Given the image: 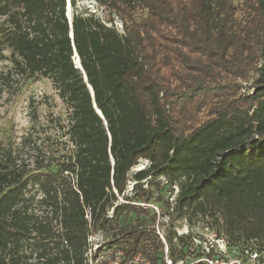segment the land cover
<instances>
[{
  "label": "trees",
  "instance_id": "obj_1",
  "mask_svg": "<svg viewBox=\"0 0 264 264\" xmlns=\"http://www.w3.org/2000/svg\"><path fill=\"white\" fill-rule=\"evenodd\" d=\"M95 1L111 26L76 0L70 19L66 0H0V60L9 51L11 63L0 97L12 74L44 78L67 112L54 138L33 127L15 148L0 143V264H192L196 224L263 250L264 0ZM252 72L262 78L242 95ZM160 177L173 201L154 196Z\"/></svg>",
  "mask_w": 264,
  "mask_h": 264
},
{
  "label": "rangeland",
  "instance_id": "obj_2",
  "mask_svg": "<svg viewBox=\"0 0 264 264\" xmlns=\"http://www.w3.org/2000/svg\"><path fill=\"white\" fill-rule=\"evenodd\" d=\"M79 1L80 0H76L75 2L77 11H79L80 8L83 9V7H85V5H81ZM72 11V7L70 6L69 18L72 16ZM67 13L68 9L66 2V15ZM2 20L3 18H0V23ZM116 22L121 24L117 17ZM117 28L119 31L121 30L120 27ZM4 54L7 59L0 60V77L6 72H9L11 68V63L8 59L10 55L9 51H5ZM74 62L76 63L75 59ZM260 75L261 74L258 72H252L247 79L238 81L242 88V95H249L254 92L255 87L258 85L257 82L262 78ZM5 86V90L0 97V143L12 144L15 148L20 145L22 138L26 136L33 127L40 136L46 137V135H49L54 138L56 136V127L55 123H52V120L59 118L62 124H66L67 112L65 105L58 97L50 80L44 78H31L24 80L20 76L12 74L11 81ZM33 114L37 115L36 122H33ZM146 166L147 162L145 160H140L139 164L128 174L126 189V194L128 196L133 195L132 186L134 181L132 175ZM157 180L161 182V185L158 191H154V196H160L163 200H173L176 193L174 189L175 186L170 188L168 185H165V179L163 177H160ZM145 187L146 184L144 185V188ZM148 206L154 212V207L158 209L159 213L165 210L161 200H151ZM172 219L174 229H181L183 225H185L184 220L171 217V220ZM159 220L162 221L163 219L159 218ZM167 223H170L168 218ZM166 225L167 224L165 223V227H162L161 225H156V227L160 230L163 229L166 231L168 229ZM193 230H195V232L199 231L203 235L206 233L202 224H196ZM103 239L105 240V238ZM102 261V256H99L96 258V261H93L92 263L96 264L97 262L100 263Z\"/></svg>",
  "mask_w": 264,
  "mask_h": 264
},
{
  "label": "built area",
  "instance_id": "obj_3",
  "mask_svg": "<svg viewBox=\"0 0 264 264\" xmlns=\"http://www.w3.org/2000/svg\"><path fill=\"white\" fill-rule=\"evenodd\" d=\"M68 4H70V0H66ZM79 3L81 5H85L83 9L86 14L95 15L102 23L107 26H111V23L106 22L105 18V8L100 6L95 0H80ZM113 24L114 26L122 28L121 24L116 22V16H113ZM121 23V22H120ZM118 29V28H117ZM147 162V161H146ZM148 165V162H147ZM177 193V187L174 188ZM175 193V194H176ZM174 199V198H173ZM173 201V200H171ZM155 213L159 215V211L156 207H154ZM109 216L112 214V210L108 212ZM86 218L90 220L89 212L87 211ZM167 218L165 217L163 220L167 222ZM204 231L206 232L204 235L199 231L193 233L192 236V247L190 251H196L199 256L192 264H264V249L260 250L255 246H249L240 250L236 248H230L227 240L222 234H218L214 229L210 228L207 225H203ZM157 233L163 239V231H160L158 227H156ZM178 236L187 235L189 233V228L187 223L181 229H176ZM89 249L88 256L100 247L104 241L101 234H93L88 238ZM165 253H167V248H165ZM133 261L135 262H144V259L139 255L135 256ZM166 264H171V261L165 257ZM132 262V261H131ZM120 256L117 254L113 259L108 260V264H119ZM149 264V263H145ZM177 264H183L182 261H179Z\"/></svg>",
  "mask_w": 264,
  "mask_h": 264
},
{
  "label": "water",
  "instance_id": "obj_4",
  "mask_svg": "<svg viewBox=\"0 0 264 264\" xmlns=\"http://www.w3.org/2000/svg\"><path fill=\"white\" fill-rule=\"evenodd\" d=\"M67 6H70V4L67 3ZM66 16H67L68 19H70V18H69V11H68V13H67ZM75 56H76V60L78 61V66L75 64V65H76V68H81V67H80V64H79V59H78V56L76 55V53H75ZM97 112L100 114L99 111H97ZM142 169H143V168H142ZM139 170H141V169H139Z\"/></svg>",
  "mask_w": 264,
  "mask_h": 264
},
{
  "label": "bare ground",
  "instance_id": "obj_5",
  "mask_svg": "<svg viewBox=\"0 0 264 264\" xmlns=\"http://www.w3.org/2000/svg\"><path fill=\"white\" fill-rule=\"evenodd\" d=\"M67 9H68V11H70V6H67ZM75 60H76V56H75ZM75 64L78 66V61L77 60H76V63Z\"/></svg>",
  "mask_w": 264,
  "mask_h": 264
}]
</instances>
